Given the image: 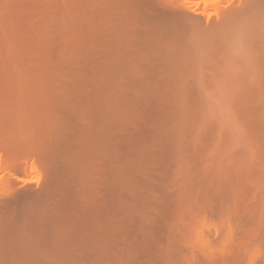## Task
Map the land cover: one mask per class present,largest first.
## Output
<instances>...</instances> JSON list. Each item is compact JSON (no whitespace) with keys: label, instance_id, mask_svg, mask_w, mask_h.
Wrapping results in <instances>:
<instances>
[{"label":"bare ground","instance_id":"obj_1","mask_svg":"<svg viewBox=\"0 0 264 264\" xmlns=\"http://www.w3.org/2000/svg\"><path fill=\"white\" fill-rule=\"evenodd\" d=\"M0 264H264V0H0Z\"/></svg>","mask_w":264,"mask_h":264}]
</instances>
